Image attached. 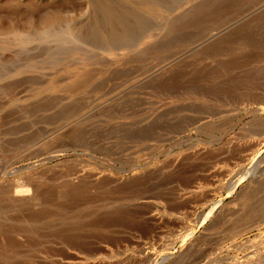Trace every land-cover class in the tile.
<instances>
[{"label":"rangeland","instance_id":"1","mask_svg":"<svg viewBox=\"0 0 264 264\" xmlns=\"http://www.w3.org/2000/svg\"><path fill=\"white\" fill-rule=\"evenodd\" d=\"M0 264H264V0H0Z\"/></svg>","mask_w":264,"mask_h":264},{"label":"bare ground","instance_id":"2","mask_svg":"<svg viewBox=\"0 0 264 264\" xmlns=\"http://www.w3.org/2000/svg\"><path fill=\"white\" fill-rule=\"evenodd\" d=\"M136 173V172H135ZM27 182V181H26ZM234 231V230H233Z\"/></svg>","mask_w":264,"mask_h":264}]
</instances>
